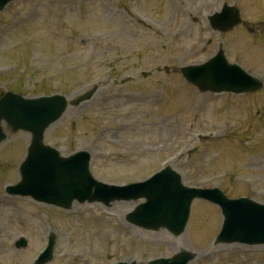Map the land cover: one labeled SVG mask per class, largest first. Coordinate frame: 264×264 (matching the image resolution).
Instances as JSON below:
<instances>
[{"label": "rangeland", "instance_id": "obj_1", "mask_svg": "<svg viewBox=\"0 0 264 264\" xmlns=\"http://www.w3.org/2000/svg\"><path fill=\"white\" fill-rule=\"evenodd\" d=\"M224 3L264 27V0H17L0 14V96L72 100L98 85L90 102L69 108L47 131V143L64 156L88 150L95 177L113 185L169 165L186 186L264 204V88L204 94L180 72L224 49L264 81V30L211 29L207 18ZM9 136L0 146V264H29L51 233L59 264L145 263L183 250L196 253L191 264H264L263 246L214 245L224 218L203 201L175 237L129 224L138 202L76 203L70 212L10 197L5 187L20 181L31 135ZM20 237L27 248H16Z\"/></svg>", "mask_w": 264, "mask_h": 264}, {"label": "water", "instance_id": "obj_2", "mask_svg": "<svg viewBox=\"0 0 264 264\" xmlns=\"http://www.w3.org/2000/svg\"><path fill=\"white\" fill-rule=\"evenodd\" d=\"M11 0H0V11ZM240 21L234 8L225 7L223 13L211 18L213 28L230 30ZM185 78L202 91L245 93L255 91L260 82L237 65H231L221 51L209 62L182 69ZM95 91L76 100L79 105L92 98ZM68 108L63 96L26 100L8 93L0 101V143L6 139L2 122L14 130L32 133L33 142L29 157L21 167L23 180L8 192L14 195L32 196L34 199L70 208L79 202H103L139 200L141 205L128 216V221L145 229H168L175 236L182 234L190 216L191 204L196 198L211 200L222 206L226 222L217 243L264 244V206L249 200L230 201L220 191L189 189L183 186L179 174L166 169L151 180L129 187H110L94 180L90 174V156L81 153L71 159H63L59 153L43 143L47 128L56 122ZM22 241L19 247H25ZM54 241L38 261L45 264L52 259ZM194 255L182 253L172 260H158L149 264H188ZM135 264V263H134Z\"/></svg>", "mask_w": 264, "mask_h": 264}, {"label": "bare ground", "instance_id": "obj_3", "mask_svg": "<svg viewBox=\"0 0 264 264\" xmlns=\"http://www.w3.org/2000/svg\"><path fill=\"white\" fill-rule=\"evenodd\" d=\"M56 262H57V260H56L55 263H53V264H59V263H56ZM29 264H31V262H30Z\"/></svg>", "mask_w": 264, "mask_h": 264}]
</instances>
